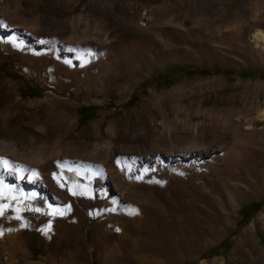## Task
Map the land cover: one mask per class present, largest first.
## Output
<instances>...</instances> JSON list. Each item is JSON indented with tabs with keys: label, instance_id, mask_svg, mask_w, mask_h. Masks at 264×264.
<instances>
[{
	"label": "rangeland",
	"instance_id": "374dc122",
	"mask_svg": "<svg viewBox=\"0 0 264 264\" xmlns=\"http://www.w3.org/2000/svg\"><path fill=\"white\" fill-rule=\"evenodd\" d=\"M0 13V141L36 174L25 184L35 194L20 198L25 225L2 224L28 247L20 264H63L69 253L72 264H264V183L233 200L210 183L205 158L203 177H186L196 153L215 150L235 169L227 158L241 147L264 150V121L255 122L264 53L254 37L264 34V0H0ZM111 193L134 210L139 227L126 225L152 260L123 247L104 256L95 209L80 199L103 204ZM3 255L0 247V264Z\"/></svg>",
	"mask_w": 264,
	"mask_h": 264
},
{
	"label": "bare ground",
	"instance_id": "6f19581e",
	"mask_svg": "<svg viewBox=\"0 0 264 264\" xmlns=\"http://www.w3.org/2000/svg\"><path fill=\"white\" fill-rule=\"evenodd\" d=\"M7 9L9 10L8 7ZM9 14H11V12ZM0 28H1V25H0ZM260 34H261L260 32L254 33V37L256 41L255 50L262 52L263 54L264 44L263 42L262 43L259 42L258 41L259 38H257V36L260 37L263 34V32L261 35ZM10 40L18 48H21L22 44L25 42L24 41L25 38L23 37L18 38L15 35L10 36ZM56 50L57 52L59 51L60 53L61 48L57 44H56ZM60 59L62 58L60 57ZM67 60L69 59L67 58ZM63 61L64 63H66L65 60ZM258 121L259 122L264 121V107L261 108L260 113L255 118V122H258ZM224 136H227V135H224ZM252 143H257V141L254 139ZM243 147H246V146H243ZM243 147L240 148L241 154H240L239 159L237 158L233 159L234 157H231V156L227 158L229 159L231 163H234V165L236 166L235 169H230V168H226L225 166H221L223 164H219V161L215 159L217 157H215V154H214L215 150H213L210 153H207L209 151H205L203 153L201 152V154L196 153V156H194L195 157L194 159L188 158L190 162L192 161L194 163L199 164V167H197L196 169H192L190 173L187 175L186 173H184L186 172V170L181 173L185 174L187 178H191L194 180L199 177L202 178L204 175L202 174L203 172L202 164L204 160L203 158L208 159L209 164L206 166L207 172H205V175L210 177L211 179L210 183L214 186V188L221 190V191L226 190L227 191L226 193L228 194L227 196H229L233 200L241 198V197L243 200V195H246V193L249 192L251 188L258 187L261 182L264 183V150L254 149L253 147L252 148L247 147L244 149ZM17 154H18V151L16 147H11L10 144H6L5 142L0 141V247L3 250V253H4L3 257L5 258L6 264H20L16 258V254L21 253L23 255H26L28 251V247L25 245L24 241L20 237H17L16 235L8 236L2 224H5L6 222H9V221H17L18 222L17 226L25 225V222L23 221V210H24L23 208L24 207H23V204L20 198L23 196L28 197V196L34 195L36 192V190H34L33 187H31L30 189L25 187V184H29L32 186L35 184V176H36L35 171L34 169H31L28 164L23 165L20 162H17L16 161L18 158L16 156ZM185 155L180 154L178 155V158H175V160L178 159L180 161V164H183L185 163L184 161H186L187 159ZM236 155L238 156L239 153ZM176 165H178V163ZM168 169L169 168H167V170ZM97 171L100 172L101 170L99 171V168H98ZM61 172L66 176L71 175L67 171H61ZM10 176L14 177L15 181H11L9 179ZM38 181L40 182V180ZM203 184L206 185L207 183L203 181L202 183L198 184L199 185L198 187H200V185L203 186ZM83 198L84 197L80 199V208L85 211L90 206H92L95 209L94 213L98 217V221L96 224V230H95V237L102 239V241L103 239H105V251H104L105 257L106 256L115 257V253L118 251V247L120 248L123 247L125 248L126 252L131 253L134 256V258L137 259L139 262L148 261L150 259L152 260L153 256L150 257V255L148 256L147 254L139 250V243H140L139 240L142 237L140 236V233L138 232L136 234H132L128 230L129 228L126 225L127 224L126 222L130 220L133 221V224L137 228L139 227V223L135 221V219L132 217L133 209L122 207V204H121L122 197H119L115 193H111L108 198L106 197L107 199L104 201L103 204L98 203V201L96 200V197L93 195L92 196L90 195L89 203L86 202L85 198L84 199ZM152 199H153V208L157 210L159 214L160 222L162 221L160 225L161 236L166 237L167 224L164 221L165 216H164V213L162 212L163 207H161V203L155 197H152ZM10 200L12 201L14 200L12 214L8 212V210L10 209V205H11V204L9 205ZM78 211L69 220L71 231L72 232L75 231V233H76V230L79 228L80 224L84 221V217L81 216L82 214H79L80 212L78 213ZM141 215H140V218H141ZM142 221L144 223V226L147 228L150 226L156 227L155 222L152 221V219H150L148 215H143ZM40 223L41 222H38L37 224L41 225ZM112 229L117 230V231L115 230L117 232V239L114 240L113 244L109 243L106 240L107 237L109 236L110 231H112ZM7 238L12 240V244L10 246L7 245L6 243ZM161 249H163L162 245H161ZM122 260L123 259H121V262ZM74 261L76 260L72 256L71 253H69L67 257L63 258V264H72ZM30 264H44V263L39 260H32ZM53 264H57V263L53 260Z\"/></svg>",
	"mask_w": 264,
	"mask_h": 264
},
{
	"label": "trees",
	"instance_id": "16d2710c",
	"mask_svg": "<svg viewBox=\"0 0 264 264\" xmlns=\"http://www.w3.org/2000/svg\"><path fill=\"white\" fill-rule=\"evenodd\" d=\"M90 106L89 105H82L80 108H79V112L82 113L85 109L89 108ZM251 203H258L257 201L255 202H251Z\"/></svg>",
	"mask_w": 264,
	"mask_h": 264
}]
</instances>
